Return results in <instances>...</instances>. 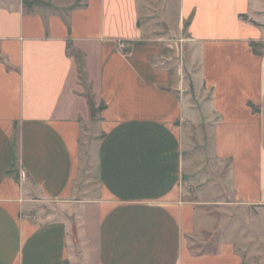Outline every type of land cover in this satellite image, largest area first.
<instances>
[{
    "label": "crops",
    "instance_id": "1",
    "mask_svg": "<svg viewBox=\"0 0 264 264\" xmlns=\"http://www.w3.org/2000/svg\"><path fill=\"white\" fill-rule=\"evenodd\" d=\"M145 5L0 0V264H264V0Z\"/></svg>",
    "mask_w": 264,
    "mask_h": 264
},
{
    "label": "rangeland",
    "instance_id": "2",
    "mask_svg": "<svg viewBox=\"0 0 264 264\" xmlns=\"http://www.w3.org/2000/svg\"><path fill=\"white\" fill-rule=\"evenodd\" d=\"M152 1L151 0H141V2L144 3V5L146 4L144 7H147V8H150V7H148V4L152 3ZM186 35H187V24H185L184 36L186 37ZM172 39H173L174 48H171V50L173 52H178V51L182 52L181 51V48L183 47V46H181L182 41L181 40L180 41L174 40L177 38H171V40ZM184 48H185V46H184ZM256 50L258 52H264V45H260V46L256 47ZM72 53L77 57V55L74 52H72ZM81 79H83L85 82L84 76ZM85 87L87 89V98H89V100H91V102H93V100H94L93 93L91 91L90 86H88L86 84V82H85ZM101 109H102L101 105H99L97 108L92 109V117H93L94 121H98ZM96 126L97 125H95V124L93 126L90 125V128L87 129V131H89V133L91 134L90 135L91 138H92L93 134L97 133ZM87 140L88 141L86 142V147L84 148L85 165L88 166V170L91 173L90 179H92L94 185H97L98 184V178L96 175V163L94 160L95 159L94 153H95V148H96V142L93 140H89V139H87ZM234 214H235L234 210L231 206L221 207L219 210H217L215 212L213 211L211 216L213 218H215L217 225L215 226V231L212 232V234L207 233L208 239L212 238L211 236L214 235V238H212L213 244L214 243L216 244L217 242L223 241V240H233L234 239V222H233ZM223 223H225V227L224 226L222 227ZM248 233H249V231H246V233H245L246 236H243L245 238H243L241 248H240L241 250L242 249L245 250L244 255L246 256L247 260L250 258H254V259L255 258H257V259L264 258L263 257L264 252H261L262 248L259 245H257L258 243L257 244L255 243L252 247H251V245H249L250 241H249V236H248L249 234ZM243 234H244V232H243ZM255 251L260 252V253H258L259 255L257 257H251L252 256L251 253L255 252ZM253 256H255V255H253Z\"/></svg>",
    "mask_w": 264,
    "mask_h": 264
},
{
    "label": "built area",
    "instance_id": "3",
    "mask_svg": "<svg viewBox=\"0 0 264 264\" xmlns=\"http://www.w3.org/2000/svg\"><path fill=\"white\" fill-rule=\"evenodd\" d=\"M119 48H120L121 51L126 52V51L129 50L130 45L127 42H121L119 44Z\"/></svg>",
    "mask_w": 264,
    "mask_h": 264
}]
</instances>
